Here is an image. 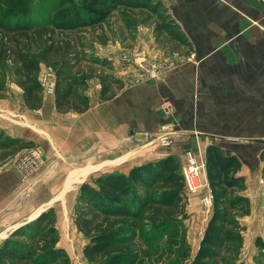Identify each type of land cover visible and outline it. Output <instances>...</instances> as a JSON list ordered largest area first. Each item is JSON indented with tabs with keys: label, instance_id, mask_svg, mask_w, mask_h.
<instances>
[{
	"label": "rangeland",
	"instance_id": "374dc122",
	"mask_svg": "<svg viewBox=\"0 0 264 264\" xmlns=\"http://www.w3.org/2000/svg\"><path fill=\"white\" fill-rule=\"evenodd\" d=\"M58 7L59 0H32L28 20L32 24L46 23L53 17ZM162 22L161 17L148 10H131L121 7L112 13L104 24L95 28L62 33L61 39L65 45L71 43L74 48L71 51L72 54L64 48L50 64L43 63L41 65L38 72L41 83L44 84V80L48 78L54 84L53 88L43 85L44 99L55 97L57 68L53 65L54 62L58 63V67L62 62L75 63L79 58L80 64L74 74H78L77 70H83L86 72L85 74L92 76L88 80V88L84 91L89 100L97 90L96 88H102L101 76L108 77L110 83H113V79L121 80L122 89H124L160 77L152 72L156 62L172 65L164 66L162 76L165 75L182 62L181 57L174 55L186 53V45L177 38L178 30L175 31L176 34L172 33L170 29L163 28ZM162 55L164 56L161 57ZM103 60L107 61L99 64ZM112 86L118 93L121 92L119 84L113 83ZM82 89H80L81 92H83ZM169 104V102L163 104V112L165 111L164 106L166 108ZM171 107L166 112L171 118L165 123H170L173 130L177 132L179 122L175 116L173 117L175 109L173 105ZM69 113L76 114V112ZM28 119L34 120L36 125L31 124L27 121ZM0 130L8 136L26 142L23 147L0 151V229L3 226L7 227L8 221L24 223L30 220L31 216L38 215L40 211L52 208L56 221L55 226L58 230L57 247L66 251L70 264H108L110 257L124 253L129 254L130 258L134 260L130 264L192 263L213 214V195L208 178L206 179L207 167L203 170L202 176L205 185L196 191H191L185 183L183 201L176 208L167 210L150 206L137 219L113 220L110 229L121 231L123 236H128L129 245L119 246L104 254L89 258L85 254V247L89 243L90 237L82 233L75 222L80 187L85 182H91L99 174L112 171L120 172V169L116 166H108L90 173L82 181L69 184L73 176L72 173L84 170V168L77 169L70 163L65 168L67 163L64 160V154L56 147L60 145L58 142L64 134L58 130H50L51 134L49 135L56 141V146H54L53 140L47 134V125H44L42 115L26 105L23 90L18 86L14 76L10 77L7 94L0 98ZM214 135L211 138L218 145L227 142L231 146H234L233 143L243 144L240 148L245 155H249L254 149H264V137H257V141L256 137L235 138L240 139L235 142V140L229 141L228 138L224 140V138ZM224 141L225 143H223ZM32 147L43 150L42 164L36 172L26 176L20 172L17 165L24 157L26 149ZM130 147L132 146L130 145ZM49 149L54 150L57 160L53 169L47 173L45 171L48 168L46 166ZM132 149L130 148L131 153H139ZM260 155L261 167L251 170L245 165L244 169L242 167L240 171L241 175L243 173L246 175L247 180L252 175L258 177L256 186L259 188L260 195L257 199V215H251L252 204L249 206L250 213L248 214L242 208L232 213L233 218L244 226L243 242L241 245H227L221 259L216 262L217 264H264V252L255 245L257 236L264 238V151ZM50 157L52 159L51 167L55 157ZM185 157L187 159L186 155ZM203 159L206 161V154ZM186 163V160L184 164L181 162L183 175ZM246 177L244 176L246 188L236 190L234 194L248 197ZM198 179L196 178L197 181ZM161 191L162 188H156L154 196L160 195ZM153 212L159 214L156 217L161 220L159 223L151 220L150 216ZM165 221H171L172 227L171 231L163 233L164 230L159 225ZM5 230H0V246L14 231L13 229L8 236L4 237L6 233L3 231Z\"/></svg>",
	"mask_w": 264,
	"mask_h": 264
},
{
	"label": "crops",
	"instance_id": "0c3cea01",
	"mask_svg": "<svg viewBox=\"0 0 264 264\" xmlns=\"http://www.w3.org/2000/svg\"><path fill=\"white\" fill-rule=\"evenodd\" d=\"M162 1L179 25L177 38L186 42V53L174 55L182 62L154 80L125 87L110 100L101 99V87L96 88L90 109L82 114H60L54 96L45 98L43 106L35 110L42 115L48 135L50 130L64 134L57 146L49 136L64 154L65 168L69 163L84 168L72 173L69 184L108 166L128 173L133 165L169 155L184 164L188 151L204 158L207 147L216 142L211 138L214 134L235 142L240 140L235 138L256 137L257 141L264 137V0ZM166 102L173 105V117L179 122L171 143L154 142L144 150L132 149L129 139L143 142L140 134L160 131L171 118L162 110ZM27 121L36 125L34 120ZM219 145L236 153L243 169L245 165L251 170L261 167L264 149L245 155L243 144ZM130 148L139 153H131ZM47 153L48 173L57 159L54 150ZM50 156L55 157L51 167ZM252 177H246V194L254 216L260 191L258 177ZM22 223L8 221L0 230L7 228L3 231L6 237Z\"/></svg>",
	"mask_w": 264,
	"mask_h": 264
},
{
	"label": "trees",
	"instance_id": "16d2710c",
	"mask_svg": "<svg viewBox=\"0 0 264 264\" xmlns=\"http://www.w3.org/2000/svg\"><path fill=\"white\" fill-rule=\"evenodd\" d=\"M31 4L32 0H0V98L7 94L10 77L14 76L23 90L26 105L35 110L44 103V87L38 76L41 65L50 64L64 48L72 54L74 47L71 43L65 45L62 33L95 28L104 24L121 7L148 10L162 18L163 28L170 29L172 33L179 29L162 0H59L53 17L39 24L28 20ZM180 42L186 45L185 41ZM57 64L53 63L57 68V111L85 113L90 109V100L84 91L92 76L83 70L74 74L80 64L79 58L75 63L62 62L58 67ZM100 78L103 100H110L118 94L113 83L119 84L120 90L123 88L121 80L113 79L110 83L108 77ZM25 144L0 130V151ZM206 167L213 195V214L191 264H217L227 245H241L244 226L233 218L232 213L239 208L245 209L246 214L250 213V199L234 194V191L246 188L245 178L240 174L241 158L232 150L213 143L206 150ZM158 187L162 191L154 196ZM184 187L181 161L174 155L136 164L128 173L112 171L99 174L91 182L82 184L75 222L78 229L90 237L85 254L92 258L129 245L128 236L110 229L113 220L137 219L150 206L167 210L176 208L183 201ZM158 216L153 212L150 217L159 223ZM55 222L54 210L49 208L38 218L14 230L0 246V264H70L66 251L57 247ZM159 226L165 233L171 231L172 223L165 221ZM255 245L264 252L262 236L256 237ZM133 261L129 254L124 253L110 257L108 264H130Z\"/></svg>",
	"mask_w": 264,
	"mask_h": 264
},
{
	"label": "built area",
	"instance_id": "2783aa9c",
	"mask_svg": "<svg viewBox=\"0 0 264 264\" xmlns=\"http://www.w3.org/2000/svg\"><path fill=\"white\" fill-rule=\"evenodd\" d=\"M172 66L164 62H156L153 65L154 75L158 74L159 76L164 73V66ZM153 75V74H152ZM45 87L53 88L54 84L53 82H50V80L47 78L44 80ZM43 86V87H44ZM171 107V104H169L166 108L164 107L165 112ZM174 130L173 126L170 123L162 124L160 127V131L149 133V132H143L140 134V136L143 138V142H141V139H129V144L134 149H141L148 147L152 145L154 142H160L163 145H169L171 143V140L174 136ZM140 138V137H138ZM42 156H43V150L41 148H28L26 149V153L21 161H19V164L17 165V168L20 170V172L24 175H31L34 172H36L41 164H42ZM187 163L184 166V178L186 186L191 191H196L198 188L205 185L204 177L203 176V170L206 168V161L203 158H198L194 152L188 151L187 154ZM202 172V174H201ZM198 179V181L196 180Z\"/></svg>",
	"mask_w": 264,
	"mask_h": 264
},
{
	"label": "water",
	"instance_id": "95a60500",
	"mask_svg": "<svg viewBox=\"0 0 264 264\" xmlns=\"http://www.w3.org/2000/svg\"><path fill=\"white\" fill-rule=\"evenodd\" d=\"M45 211H47V208L46 209H44L42 212H40V214H38L37 216H35V217H32V218H30V220H28V221H26V222H24V223H22L20 226H23V225H25V224H27V223H29V222H31L32 220H34V219H36V218H38L43 212H45ZM20 226H18V227H16L14 230H16V229H18Z\"/></svg>",
	"mask_w": 264,
	"mask_h": 264
},
{
	"label": "bare ground",
	"instance_id": "6f19581e",
	"mask_svg": "<svg viewBox=\"0 0 264 264\" xmlns=\"http://www.w3.org/2000/svg\"><path fill=\"white\" fill-rule=\"evenodd\" d=\"M41 212V211H40ZM37 216V215H36ZM33 217H35V216H33Z\"/></svg>",
	"mask_w": 264,
	"mask_h": 264
}]
</instances>
